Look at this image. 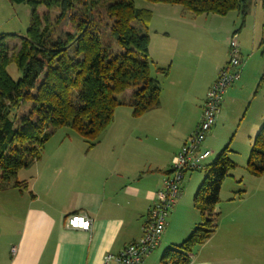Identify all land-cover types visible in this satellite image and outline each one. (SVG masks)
Wrapping results in <instances>:
<instances>
[{
    "label": "trees",
    "instance_id": "trees-1",
    "mask_svg": "<svg viewBox=\"0 0 264 264\" xmlns=\"http://www.w3.org/2000/svg\"><path fill=\"white\" fill-rule=\"evenodd\" d=\"M9 1L27 4L32 17L18 46L11 47L6 36L0 37V189L12 185L23 191L27 185L18 181L19 172L40 161L57 130L68 127L94 147L114 122L118 107L130 106L133 116L141 117L160 107L161 88L150 75L152 10L137 8L133 0ZM145 1L178 6L196 16L237 11L246 18L252 0ZM41 7L60 10L57 22L69 18L72 30L55 38L50 14L40 13ZM99 10H104L105 18L98 16ZM105 20L109 31L101 28ZM12 64L23 75L19 81L8 73ZM158 72L167 76L164 69ZM127 91L128 100L119 98ZM27 102L32 105L29 113L19 117ZM228 153L229 147L206 168L195 196L201 224L180 246L165 251L162 264H191L193 251L215 234L221 187L237 167ZM247 170L254 177L264 175V124L253 139Z\"/></svg>",
    "mask_w": 264,
    "mask_h": 264
},
{
    "label": "rangeland",
    "instance_id": "rangeland-1",
    "mask_svg": "<svg viewBox=\"0 0 264 264\" xmlns=\"http://www.w3.org/2000/svg\"><path fill=\"white\" fill-rule=\"evenodd\" d=\"M133 2L137 8L154 12L152 23L148 26L150 56L154 64L150 75L161 88L160 107L138 118L133 116L130 106L118 107L114 122L94 147H90L91 141L87 142L74 130L61 128L45 145L39 162H61L76 158L74 154L78 157L76 160L102 157L118 159L124 153L129 155L131 151L133 155L141 144L172 147L184 133L196 126L199 118L202 119V99L206 97L208 87L217 78L220 68L229 62L231 43L237 37L243 61L241 80L234 85L230 98L231 90L223 97V109L204 145V150L212 152V155L202 164L211 165L229 147V158L237 167L224 180L215 209H222L224 216L231 209L238 210L234 215L235 223L227 224L224 217L220 219L221 233L230 230L231 251L240 260V264H264V175L254 177L247 170L251 153L250 122L264 116V48L261 46L264 29L263 0L251 1L246 18L237 11L226 16H196L188 13L181 17L175 10L161 13L157 4L145 0ZM39 12H49L55 38L64 37L72 30L69 18L57 22L60 10L49 11L41 7ZM97 13L105 18L104 10ZM31 17L32 9L27 4L0 0V37L6 36V43L11 47L18 46V38L27 36ZM101 25L102 30L109 31L106 20ZM154 30H162L167 34L159 33L157 37ZM159 69L166 70L167 76L158 72ZM8 73L14 81L23 77L15 64L8 68ZM130 92H125L119 98L128 100ZM31 106L27 102L17 115H27ZM104 145L107 146L106 151L94 154L95 148L106 147ZM113 146L121 148L115 151V155L110 152ZM172 166L173 160L170 170ZM29 169L19 172V181L24 174L29 176ZM205 177L206 169L189 171L180 184L181 196L174 207V210L182 209L178 215L180 226L198 214L194 199ZM10 187L12 185L5 188Z\"/></svg>",
    "mask_w": 264,
    "mask_h": 264
},
{
    "label": "crops",
    "instance_id": "crops-1",
    "mask_svg": "<svg viewBox=\"0 0 264 264\" xmlns=\"http://www.w3.org/2000/svg\"><path fill=\"white\" fill-rule=\"evenodd\" d=\"M158 9L161 13L175 10L181 17L187 16L178 6L158 5ZM154 33L157 37L159 33L167 34L162 30H154ZM228 91L230 98L234 85L226 94ZM224 103L223 100L219 113ZM200 119L173 145L175 149L173 146L141 144L133 155L131 151L118 159L79 157L76 160L78 157L74 154L76 158L61 162L46 160L29 169V176L24 174L22 180H18L27 185L25 190L0 189V264H105L107 255H120L128 245L142 238L156 194L171 176L172 160L194 135ZM263 124L264 116L250 122V147ZM207 139L208 136L200 153L208 151L204 150ZM106 148L97 147L94 154L106 151ZM120 149L113 146L111 155ZM207 159L197 160L201 170L210 165L202 164ZM181 210L171 212L160 245L142 264H162L165 251L180 246L201 224V215L195 209L198 214L180 226L178 215ZM237 210L231 209L224 216L222 209H216L219 214L216 232L205 245L193 251L191 264H240L231 251L230 230L221 233L219 223L223 217L227 224L235 223ZM74 214L91 219L90 232L65 226L66 218Z\"/></svg>",
    "mask_w": 264,
    "mask_h": 264
},
{
    "label": "built area",
    "instance_id": "built-area-1",
    "mask_svg": "<svg viewBox=\"0 0 264 264\" xmlns=\"http://www.w3.org/2000/svg\"><path fill=\"white\" fill-rule=\"evenodd\" d=\"M242 65L240 45L237 37H234L231 43L230 60L220 70L207 92L202 119L196 132L173 158L172 176L166 179L163 189L156 194L142 238L128 245L118 256L107 255L105 264H142L144 259L160 245L168 224L167 219L181 196L180 184L189 171L201 169L197 160L207 159L211 154L209 151L200 153V148L217 123L225 93L241 80ZM65 226L71 230L90 232L92 221L85 215L74 214L66 218Z\"/></svg>",
    "mask_w": 264,
    "mask_h": 264
}]
</instances>
